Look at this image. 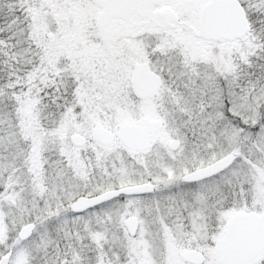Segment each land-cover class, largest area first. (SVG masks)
Returning a JSON list of instances; mask_svg holds the SVG:
<instances>
[{"label":"snow or ice","instance_id":"snow-or-ice-1","mask_svg":"<svg viewBox=\"0 0 264 264\" xmlns=\"http://www.w3.org/2000/svg\"><path fill=\"white\" fill-rule=\"evenodd\" d=\"M0 264H264V0H0Z\"/></svg>","mask_w":264,"mask_h":264}]
</instances>
